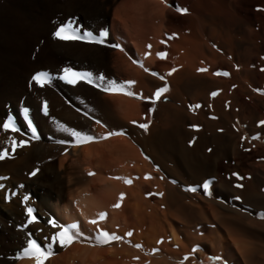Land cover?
Here are the masks:
<instances>
[{"label": "bare ground", "instance_id": "1", "mask_svg": "<svg viewBox=\"0 0 264 264\" xmlns=\"http://www.w3.org/2000/svg\"><path fill=\"white\" fill-rule=\"evenodd\" d=\"M87 1L108 18V40L116 45L108 51V58L93 57L95 65L107 72L105 81H134L129 90L136 96L105 92L86 81L70 84L61 78L63 75L49 79L63 91L33 83L35 88L29 92L15 94V118L21 116L20 108L26 105L27 118L38 129L35 127L33 134L21 117L27 133L34 138L14 152L6 142L15 139L19 143L21 136L3 131L0 120V144L8 145L13 153L8 165L16 175L14 186L24 184L26 193L31 194L24 208L0 209V241L7 222L11 223L8 234L13 239L9 254L0 247V264H36L34 258L15 257L29 238L46 249L61 226L69 227L77 239L66 247L53 244L44 264H264V219L260 218L264 214V96H255L263 113L254 115L250 125L246 123L253 140L238 143L234 151V188L189 190L196 184L203 185L210 159L216 168L223 156V134L215 129L222 125L226 128L229 120H224L227 112L221 111V97L216 100L218 112H213L216 117L211 120L208 114L212 112L202 102L204 96L193 93L194 86L201 90L210 84L206 76L213 85L218 79L195 71V62L190 61L193 49L186 35L182 30L174 31L170 22L165 25L166 12L172 10L163 2L171 0ZM85 27L82 35L100 33L87 23ZM198 38V42L206 39ZM158 45L168 47L170 64L160 65L165 72L163 80L152 75L158 65ZM52 47L57 51L76 48L79 59L84 50H100L93 44L72 40L54 41ZM196 51V57L204 59L201 44ZM92 78L96 82L97 77ZM259 81L263 83L264 74ZM164 87L167 91L155 99L154 93ZM191 104L199 105L195 112ZM140 124H148L147 130ZM73 130L95 139L77 143ZM109 132L123 135L107 136ZM117 203L120 207H113ZM29 208L36 217L33 223L27 222ZM100 213H106V218L101 220ZM94 219L97 224L90 223ZM74 224L77 228L71 229ZM99 230L122 239L101 245L96 240ZM128 232L132 235L127 236ZM217 257L220 259H214Z\"/></svg>", "mask_w": 264, "mask_h": 264}, {"label": "rangeland", "instance_id": "2", "mask_svg": "<svg viewBox=\"0 0 264 264\" xmlns=\"http://www.w3.org/2000/svg\"><path fill=\"white\" fill-rule=\"evenodd\" d=\"M107 1L108 0H106V2ZM164 2L163 4L172 10V12H166L165 25L167 24L168 26L170 22L174 31L178 33V30H182V33L184 32L186 35V39L193 49L190 61L193 64L195 62V66L193 67L195 71L197 70V73H200L198 69L203 67L202 69H207V71H201V73H208L210 76L218 79V81L215 80V84L213 85V80L209 79V76H206V80L210 84L207 85L206 88H201V90L194 86V91L192 90L193 93H197L198 91L204 96L205 101L203 100L202 102L205 104L207 111L212 112L208 114V118L211 120L215 116V114L212 115L213 112H218L216 100L220 96L222 100L220 104L221 111L225 110L227 112L224 120H229L227 124H230H228L226 128L222 125L215 129L219 134H223L225 148L222 153L223 156L218 159L216 168L214 167L213 159H210L205 181H211L209 188H234V151L238 143L240 144L244 141L251 143L253 140V133L249 125L254 122L252 120L254 119V115L263 113L256 104L255 96H264V81L262 84H260L261 81H259L261 75L264 74V11L261 10L264 9V0H171V2ZM90 4L91 3L87 0H0V120L3 119L4 121L11 115L16 127L19 129V131L15 132L21 136L20 141H24L25 145L28 144V139L32 140L34 136H30L27 133V126H23L21 117H23L26 122L30 120L36 128L37 125L24 114L23 110L26 109V105L20 108L23 109L21 110V116L18 118H15L12 110L17 99L15 96L16 93L29 92L33 87L35 88L33 83L36 82L32 81L34 74L45 72L49 74V77L59 76L63 75V69L65 68H70L80 73H91L92 77H99L100 75L105 76L107 73L103 69H98L93 57L101 58L103 56L104 58H108V51L116 48V45L108 40L109 35L104 38L103 43L89 42L86 39H73L72 41L78 43L93 44L100 47V50H102L92 49L86 50V52L84 50L85 54L82 53L80 59L77 57L79 52L76 48H73L71 50L72 52L64 49L60 51L52 49L54 48L52 47L54 41H63L59 38H55L53 33L61 24L69 21L75 22L74 27L79 26L80 35L85 31L83 29L86 23L91 30L94 29L101 32L102 29H105L109 34L108 18H103V13H97L95 10V4V9L93 4ZM169 5L172 6V8ZM177 6L186 8L188 12L186 14L178 13L175 11ZM69 15L71 16L67 17ZM186 24H188V26H190L189 29L192 30L186 32L189 30L186 28L188 27ZM183 28L185 29L183 30ZM164 31L163 32L166 33L165 35L167 36V31ZM200 31L203 33L201 34ZM189 32L191 34H189ZM89 33L96 37H99L100 34H95L94 31ZM198 33L201 38H206H203V41L205 40L204 42L199 41L204 49V59L198 56L196 57V55H198L196 49L200 46L197 40L199 36H195V34L197 35ZM30 36L31 40L29 41ZM15 39H17V42ZM193 39L197 41V43H195ZM21 44H23V46ZM161 46L162 48H160ZM161 46H157V53L161 50L160 53L163 52L168 55V47L165 45ZM167 55L165 59L157 56V64L159 66L157 65V68H154V73L157 74V77L163 75L162 73L165 74L160 68V65L165 63L170 64ZM205 60L207 64H205ZM196 63H201L205 66L200 68L198 67L199 64L196 65ZM213 63L215 65H213ZM215 72H220V76L216 75ZM223 73H228V75H224ZM96 83H99V81H96ZM192 84L194 85V82ZM44 85L45 87L63 91V88L53 80ZM213 93H216V95H213ZM24 103H26V101L22 100V104ZM195 105L191 104L193 112L196 110V108L193 107ZM246 123L249 125H246ZM2 130L5 131L3 128ZM11 132L10 130L7 131V133ZM250 132L252 134H250ZM239 133L240 135H238ZM4 147L8 148V145L2 146V144H0V151H3V149H5ZM18 148L19 147H16L15 151ZM10 150L11 149L8 148V155L5 159L0 160V177L5 178L0 179L1 210H10V208L17 209L18 207L19 210L20 206L22 208L25 207L27 203L26 199L31 200V194L26 193L24 184H21L20 188H15L14 186L16 175L14 170L8 165L13 155ZM248 152H252L251 148H248ZM192 188L197 189L203 187L202 184H196ZM20 191L23 193L22 196H20ZM209 193L208 196L210 197L211 190ZM19 199L21 201H19ZM20 202L23 203L21 204ZM1 219L0 216V223ZM28 221L29 219H27V222ZM7 223V229H9L5 230L6 234L4 233V238L6 239L3 238V241L7 244L0 241V247H4L3 249L7 250L5 254H9L12 247L10 244H13V239L10 238L12 235L11 233H9L10 235L8 234L11 223ZM8 236L10 239L7 238ZM8 246L10 248H8ZM0 258H2V255H0Z\"/></svg>", "mask_w": 264, "mask_h": 264}, {"label": "snow or ice", "instance_id": "3", "mask_svg": "<svg viewBox=\"0 0 264 264\" xmlns=\"http://www.w3.org/2000/svg\"><path fill=\"white\" fill-rule=\"evenodd\" d=\"M264 11V9H261ZM175 11H177L180 14H186L188 10L186 8H181L177 6L175 8ZM75 22L74 21H69L67 23L61 24L57 30L53 33V36L55 38H59L61 40H73V39H86L89 42H94V43H103L104 38L108 35L107 31H101L99 34V37L92 36L90 33H85L84 35H80V29L79 26L74 27ZM163 43V41H161ZM151 47V45H149ZM157 55L160 58H166V53H157ZM147 71V69H145ZM174 71V70H173ZM199 71H207V69H199ZM171 73H169L170 75ZM219 75L220 73H216ZM224 75H228V73H223ZM152 75H157L156 73H152ZM62 79L66 80L70 84H76L79 81H86L89 84H94L96 87L101 88L105 92L109 93H123L128 96H136L135 93L131 92L129 90L130 86L134 84V81H127V82H122V83H117L115 81H105V77L103 75H100L99 77L96 78V81H99V83H96L93 78L91 73H80V72H75L70 68H65L63 69V76L61 77ZM49 74L45 72H38L33 75L32 81H35L37 84L40 86H43L45 83L49 82ZM160 79H164L163 76H160ZM167 91V87L164 88H159L157 91L154 93V98L159 99L160 96ZM213 95H216V93H213ZM138 98H143V97H138ZM146 99H152V97H148ZM194 108H198L199 105L193 106ZM24 114L27 116L28 110L24 109ZM44 111L47 112V104L45 103L44 105ZM149 111H152V109H149ZM98 122V121H97ZM99 123V122H98ZM135 123V121H133ZM262 124H264V121H261ZM28 125L32 131L33 134L36 133V128L32 126L31 121H28ZM2 127L5 131L11 130V131H19V129L16 127L13 117L9 115L2 123ZM140 128H143L147 130L148 124H140ZM72 135L77 137V143H86L89 141H92L95 139L92 136H88L86 134L78 133L75 132L74 130L72 131ZM113 135H123V132H109L107 136H113ZM107 136L101 137L103 139H106ZM37 139L39 138L38 136L36 137ZM10 143L12 146V151H15L16 147H23L25 145L24 141H20L17 143L15 139H11L10 141L6 142ZM62 143V142H61ZM8 155V149L5 148L3 151H0V160H3L6 158ZM32 175H35V172L32 173ZM89 175H93V173H89ZM237 175V174H233ZM0 179H5L3 177H0ZM125 183H131L130 180H125ZM211 181H205L202 185V187L207 191L209 188ZM237 187H242V185H237ZM191 191H196V188H191L189 189ZM210 194V193H208ZM121 199H123V194H121ZM237 199H239L237 197ZM113 207L119 208L120 204L117 203L113 205ZM33 209L29 208L28 209V214L30 216V219L28 223H33L36 219L35 216H32ZM106 213H100L99 218L101 220L106 218ZM261 219H264V214L261 215ZM50 224L53 225V227H56V224L54 221H49ZM91 224H97V220H91ZM77 228V225H72L71 229ZM31 235V234H29ZM127 236H131L132 233L128 232L126 233ZM75 239H77V235L73 234L70 230L69 227L61 226V231L57 232L51 237V242L47 245V248H41V246L34 240L29 238L27 240V245L22 249L21 252L17 253V256L15 258H21V257H28V258H34L36 261V264H44V261L52 254L51 253V248L53 244L59 243L61 247H66L68 244L72 243ZM122 239L121 237L117 236L115 233H109L105 230H99L96 236V240L99 244L101 245H106L111 243L112 241L115 240H120ZM137 248L141 247V245H135ZM153 251H156L155 249ZM187 257H185L186 259ZM219 260L220 258H214Z\"/></svg>", "mask_w": 264, "mask_h": 264}]
</instances>
